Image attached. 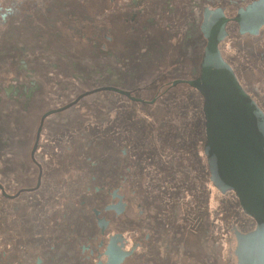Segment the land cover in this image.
I'll return each instance as SVG.
<instances>
[{
    "label": "flooded vegetation",
    "instance_id": "1",
    "mask_svg": "<svg viewBox=\"0 0 264 264\" xmlns=\"http://www.w3.org/2000/svg\"><path fill=\"white\" fill-rule=\"evenodd\" d=\"M254 6L0 0V264H236L255 221L209 181L190 82L219 32L264 114V24L235 19Z\"/></svg>",
    "mask_w": 264,
    "mask_h": 264
},
{
    "label": "water",
    "instance_id": "2",
    "mask_svg": "<svg viewBox=\"0 0 264 264\" xmlns=\"http://www.w3.org/2000/svg\"><path fill=\"white\" fill-rule=\"evenodd\" d=\"M235 19L240 33L256 31L264 24V7L242 10ZM218 33L209 37L200 74L190 82L203 98V153L211 185L232 191L255 221L253 230L236 235V264H264V114L223 59Z\"/></svg>",
    "mask_w": 264,
    "mask_h": 264
},
{
    "label": "rangeland",
    "instance_id": "3",
    "mask_svg": "<svg viewBox=\"0 0 264 264\" xmlns=\"http://www.w3.org/2000/svg\"><path fill=\"white\" fill-rule=\"evenodd\" d=\"M259 85H261V83L259 84ZM94 156H96V154H94ZM111 156H112V154H111ZM66 175L67 174H63V176H65V177H62V178H64V180H59V182L61 183V184H65V183H68L69 181H71V180H67V179H69V178H67L66 177ZM58 181V180H57ZM149 181H152V180H149ZM208 187V186H207ZM9 193H12V191H9ZM25 195H28V193H25ZM213 195V194H212ZM210 196L209 197V201H208V203H207V209H208V211L211 213V214H213V212H218V211H221L222 213L224 212V209L223 208H225L224 207V205H223V202L222 201H220V199H219V197H218V195H216V196ZM55 198V197H54ZM63 198L62 197H60V201L62 200ZM221 203V204H220ZM181 210H182V208L181 207H178V209H177V212L176 213H180L181 212ZM237 212V211H236ZM240 211H238V213H239ZM52 223V222H51ZM54 224V223H53ZM53 224H51V225H53ZM51 225H49V226H51ZM171 238H172V236H171ZM174 238V237H173ZM167 239H168V237H167ZM171 240L169 239L168 240V242H167V244L168 243H170V244H168L169 245V247L171 248V249H175V246H174V248H172V244H171V242H170ZM173 241V240H172ZM172 243H175V241H173ZM176 244V243H175ZM224 248H225V245H224V243H222V250L224 251ZM161 251H162V249H164V246H162V247H160L159 248ZM167 250V249H166ZM174 256H175V253L173 252L172 254H171V257H173L174 258ZM224 264V263H223Z\"/></svg>",
    "mask_w": 264,
    "mask_h": 264
}]
</instances>
